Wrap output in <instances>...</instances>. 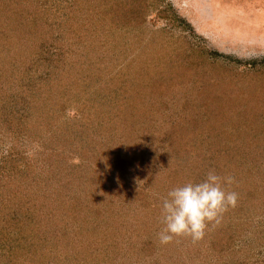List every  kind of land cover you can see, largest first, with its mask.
Here are the masks:
<instances>
[{
	"label": "rangeland",
	"instance_id": "1",
	"mask_svg": "<svg viewBox=\"0 0 264 264\" xmlns=\"http://www.w3.org/2000/svg\"><path fill=\"white\" fill-rule=\"evenodd\" d=\"M63 1L72 3L73 24L87 34V45L78 37L71 39L72 30L65 37L72 45L63 48L70 60L62 68L67 80H60L62 87L56 86L59 92L65 85L68 88L61 96L64 100L56 93L55 102L59 106L63 102L66 107H54L60 111L54 124L39 121L42 127L37 137L34 133L29 136L31 128L26 126L21 128L23 133L13 134L14 130L0 120V158L6 162L1 165L0 190L6 185L20 196L27 194L29 186L30 195L37 196L29 200V207L30 202L36 207L44 200L50 209L54 207L51 202L71 195L76 202L77 210L69 214L63 221V231L57 233L62 240H53L57 236L51 235L50 244L29 253L36 261L29 264H63L65 260L69 264L68 259H74L73 264H242L246 258L243 251L226 258L212 257L205 240L208 228L203 239L195 243L190 237L178 236L162 245L158 233L164 227L162 199L175 187L196 183L200 176L192 171L196 168L192 167L196 161L192 152L186 165L169 159L171 132L178 133L181 148L191 149L208 136L216 140L219 125L222 129L233 127L251 136L248 142L253 150H264V0H147L144 15L122 26L111 25L104 17L105 0ZM38 2L19 0L14 6L30 19L36 11L42 13L38 7L35 9ZM4 3H0L1 10L6 9ZM40 34L46 36V30ZM40 38L29 40L30 45H36ZM87 47L95 50L87 52ZM93 64L92 71L99 74L97 85L94 82L98 95L93 102L100 106L104 117L106 112H113L119 130L128 136L122 139L124 148L117 137L118 151L105 153L97 149V156L89 159V167L82 163L76 168L80 159L75 147L66 152L61 148L63 144H53L51 139L58 129L56 125L76 124L80 118L91 125L97 121L80 106L74 95L77 84H73L74 79L89 78V66ZM125 72L129 74L124 78ZM47 82L51 85L49 78ZM141 83L145 84L141 87ZM151 84L159 87L154 93L150 92ZM3 87L0 84L1 97L7 92ZM39 115H33L32 123ZM100 134H105L102 128ZM216 143L221 147L233 144L225 139ZM201 145L212 146L213 141ZM133 148L136 157L124 153ZM231 151H225L226 158H230ZM262 161L264 156L254 162ZM213 163L205 168L206 173L217 168L213 167L217 161ZM224 167L222 164L215 173L228 176ZM249 171L237 172L235 182L228 187L246 200L251 189L256 197L252 200L259 203L249 219L247 213L235 221L240 222L239 232L252 237V253L264 248V185L258 183L263 177L256 169ZM45 251L49 255L42 258ZM14 264L21 263L17 260Z\"/></svg>",
	"mask_w": 264,
	"mask_h": 264
},
{
	"label": "trees",
	"instance_id": "2",
	"mask_svg": "<svg viewBox=\"0 0 264 264\" xmlns=\"http://www.w3.org/2000/svg\"><path fill=\"white\" fill-rule=\"evenodd\" d=\"M16 1L19 0H0V3H6H4L6 9H0V84L1 87L4 86L5 92L7 91L3 97L0 96V120L5 121L8 127L14 130L13 134L17 131L22 132L21 128L26 126L27 129L31 128L29 136H32L33 133L35 136H38L40 135V128L42 127L40 124H44L43 121H45L46 124H54L53 121L57 122V120H59L58 115H60V111L54 108L55 106H59V102H55V100H57L55 95L59 92L57 91L58 86H56V83L62 87L64 85L62 81L67 80L65 74H62V68H64L70 60H67V54L63 48L72 46L66 42L68 40L65 37L69 34V31L71 32L72 30L73 36H71V39L78 37L86 44L87 40L84 36H87V34L81 30V27H77V25L73 24L74 20L72 18L75 17V14H72V12H74V6H72L71 2L67 1L65 3L63 0H39L38 4L35 5V9L38 7V9H41L42 13L36 11V14L34 13L30 19H27L28 16H24L17 5L16 7L14 6ZM146 1L147 0H105L106 3L103 5L106 6V9L103 11V15L106 18L108 17L109 22L111 21V25L122 26L123 24H127L131 19L135 20L144 15L147 8ZM7 8L11 9L7 10ZM43 14L46 16L38 17ZM41 23L44 25L46 24V26L43 25V29L41 28ZM42 30H46V36H44L45 34H40ZM37 36L42 39L40 38V40L36 42V45H30L29 40L31 41L35 37L37 39ZM29 48L31 49L25 53L23 52L25 49ZM93 50H95V47L90 49L87 47V52ZM94 66L95 64L89 66L91 70L89 72V78H82L81 81L74 79L73 84H77L74 95L77 97L78 101L81 102L80 106L89 111V114L94 116L97 121L91 125L87 122L82 123V119L80 118V121H77L76 124L68 122L65 126L64 123H62L61 126L56 125L58 129L55 130L56 132L51 139L53 144H63L61 146L63 151L70 152L69 147H75L77 153H79L78 157L80 159L76 168L78 166L81 167L82 163L83 166L89 167V159L93 156H97V149L105 153H110V150L115 153V151L119 150L117 149L119 148L117 147V145H119L118 142H120V146L124 148L123 146L126 144L122 142V139H125L124 136H128V133L119 130L117 117L112 116L113 112L111 114L110 112H106L104 117V112H99L100 106L97 107L98 104L95 105L93 102L94 98L98 95L94 89H96L95 86L99 79V74H95V72L92 71ZM19 68H21V70H19ZM128 74L129 72H125L122 77H128ZM47 78H49L51 85L48 84ZM94 82H96V85ZM144 84L145 83H141V87ZM67 88L65 85L64 89L59 92L60 96L57 94L56 97H64ZM158 88L159 87L151 84L150 92L154 93ZM126 90L127 88L123 89V94ZM63 97L61 98L62 100H64ZM61 105H63V108L66 107V104L64 105L63 102L60 106ZM39 113L40 115L36 119L37 122L32 123L34 120L32 119L34 117L33 115ZM40 120H42L41 123L39 122ZM85 125H87V127ZM219 127L217 138L214 136L216 140L208 136V138L204 140H199L198 147L191 149L181 148V143L178 141V133L171 132L170 135H168V138L171 140L169 147L172 149L169 159L186 165V163H190L188 161V156H195L196 161L192 167L196 168H192V171H196L197 175H200L198 178L206 177L208 169L205 168L208 167L209 163H216V161L218 164L213 166H217V168H214V171L217 173V171H219V166L223 164L225 165L224 169L227 170L228 176L232 177H235L237 172L243 174L242 172L245 170L249 173V169L251 172L252 169H256L257 174L263 177V179L258 180V183L261 182L264 185V161L261 163L254 162L264 156V150H253L248 142L251 136L242 135L236 128L231 127L227 129V127H224L222 129L221 125H219ZM101 128L102 132H105V134H100ZM117 137L119 139L118 142ZM223 139L233 144L221 147L219 143H216V141L221 142ZM211 141H213L212 146L203 147L201 145L203 142L209 143ZM82 142L87 145L83 146ZM235 142H237L238 145L234 146L236 144ZM133 150H135V148H133ZM133 150L129 149L122 152L125 154L130 153V155L135 154L131 156L133 158L138 155L136 150ZM188 150L190 151L188 152ZM226 150H234L231 151L230 158H226L228 154V152H225ZM198 154H200L199 157ZM118 155H120V153H118ZM2 161L3 159L0 158V170L2 169L1 165L6 164L4 161L1 163ZM7 163L11 167L12 160L9 159ZM29 168L30 166L27 168L28 175L30 174ZM70 174L71 172H69L68 177ZM198 178L196 183L201 182L198 181ZM242 180L246 184V179L242 178ZM66 184L68 185L70 182H66ZM228 186V184H225L223 187L227 189V191H231ZM26 189L27 194L22 193L20 196L19 193L15 195L12 188L9 186L7 188L6 185L0 190V238L2 239L0 240V248L3 249V251H1L3 254H0V256H4V258H0V264H14L17 260L21 264H29L30 261L36 263L35 255L29 253L38 252L40 249L46 247V244H50L51 235H55L56 237L58 232L63 231V221L66 220L74 209H76V202L75 199H72V195L68 197L64 196L60 201L56 199L51 202V206L54 207L50 209L44 205V200L42 201L43 204L36 207L34 205L35 202H30L31 207H29V200L37 196L35 197L33 193L30 195L29 186H27ZM40 189L44 190L42 187ZM68 191H70V188H68ZM247 192V200L243 199L242 196L237 197L236 206L234 208L230 207L223 213L221 219L223 223H219L218 225H214L213 223L208 224L207 228L209 232L205 240L211 249L206 250L212 254V257L215 254L217 257L223 258L230 255H238L243 251L244 257L246 258L243 257L244 261L239 260L241 263L243 262L242 264H264V248L259 251L254 250L251 253L250 251L252 250L251 246L253 243L252 237H245L242 234V230L241 232H239V229L237 230V226L239 227L240 222H236L235 224V221L241 220L247 213L249 216L246 219H249L252 211L257 204H259L252 200L254 199L256 201L254 192H252L251 189ZM9 193L10 195H6ZM44 198L47 197L44 196ZM67 203H70L71 206L65 205ZM46 204L48 207H51L49 203ZM241 224H243V221H241ZM53 240L59 241L62 240V238L57 236ZM46 255H49V252L46 253L45 251L42 258ZM37 259L39 261L41 257ZM68 260L67 263L69 264H73L75 261L74 259ZM89 261L90 259H86V262ZM211 261L214 263L213 260ZM216 261L217 260H215V262ZM63 264H66V260ZM223 264L229 263L224 261ZM238 264H240V262H238Z\"/></svg>",
	"mask_w": 264,
	"mask_h": 264
},
{
	"label": "clouds",
	"instance_id": "3",
	"mask_svg": "<svg viewBox=\"0 0 264 264\" xmlns=\"http://www.w3.org/2000/svg\"><path fill=\"white\" fill-rule=\"evenodd\" d=\"M234 177H221L210 170L199 183H187L171 189L162 199V223L159 242L166 245L174 237L187 236L193 243L203 239L209 223L218 225L222 215L237 203V193L226 191Z\"/></svg>",
	"mask_w": 264,
	"mask_h": 264
}]
</instances>
